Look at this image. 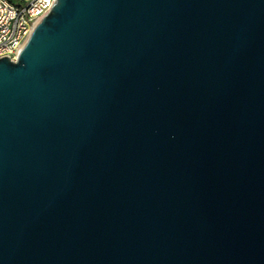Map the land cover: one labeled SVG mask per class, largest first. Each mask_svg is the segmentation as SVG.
<instances>
[{
    "label": "water",
    "instance_id": "obj_1",
    "mask_svg": "<svg viewBox=\"0 0 264 264\" xmlns=\"http://www.w3.org/2000/svg\"><path fill=\"white\" fill-rule=\"evenodd\" d=\"M0 264H264V0H56L0 59Z\"/></svg>",
    "mask_w": 264,
    "mask_h": 264
},
{
    "label": "built area",
    "instance_id": "obj_2",
    "mask_svg": "<svg viewBox=\"0 0 264 264\" xmlns=\"http://www.w3.org/2000/svg\"><path fill=\"white\" fill-rule=\"evenodd\" d=\"M55 1L0 0V59H17L34 27Z\"/></svg>",
    "mask_w": 264,
    "mask_h": 264
}]
</instances>
